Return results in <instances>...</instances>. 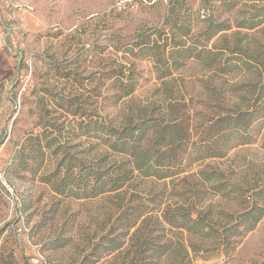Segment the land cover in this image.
Listing matches in <instances>:
<instances>
[{"label":"trees","instance_id":"obj_1","mask_svg":"<svg viewBox=\"0 0 264 264\" xmlns=\"http://www.w3.org/2000/svg\"><path fill=\"white\" fill-rule=\"evenodd\" d=\"M240 1L167 0L160 24L142 28L133 37H110L115 66L106 74L107 92L102 100L92 101L86 118L82 106L74 113L73 132L80 139L74 146L82 145L86 135V149L70 153L69 140L62 143L61 133L45 145L42 132L28 138L33 142L30 157L33 151L35 160H43L48 151L55 155V167L42 171L41 180L58 194L115 198L123 205L114 227L81 261L47 264H93L104 255L110 256L108 264H195L191 251L231 252L264 216V201L257 198L261 190L235 192L231 198L237 203L235 210L206 204L202 196L206 186L224 196L235 190L225 189L220 171L207 169L213 168L211 164L192 169L252 143L255 124L264 116V40L257 36L264 33L259 27L264 23V0H254L251 8L233 16ZM181 9L184 13L177 16ZM145 59L152 60L159 81L146 98H140L137 69ZM191 64L204 79L198 93L207 96L211 107L208 101L204 105L209 112L192 108L196 94L183 73ZM233 72L242 75L244 94L237 102H213L215 76ZM101 109L107 110L106 115L100 114ZM31 171L35 175L36 170ZM143 182L163 187H142L155 195L150 199L138 188ZM167 191L170 197L165 200L161 195Z\"/></svg>","mask_w":264,"mask_h":264},{"label":"rangeland","instance_id":"obj_2","mask_svg":"<svg viewBox=\"0 0 264 264\" xmlns=\"http://www.w3.org/2000/svg\"><path fill=\"white\" fill-rule=\"evenodd\" d=\"M253 2L241 0L231 14L236 16L237 10L251 8ZM166 7L167 0H0L1 263H78L114 227L122 203L103 196L77 199L58 194L41 180L42 171L55 167V155L48 151L43 160H35L33 151L30 157L33 142L28 138L42 132L45 145L61 133L62 143L69 140L66 145L70 153L86 149V135L82 136V145L74 146L80 140L73 132L74 113L82 106V117L86 118L92 112V101L102 100L107 92L106 74L115 66L110 46L114 43L109 38L133 37L142 28L160 24ZM183 13L181 9L176 15ZM257 36L264 40V33L257 32ZM137 70L141 85L137 95L146 98L159 81L152 60H142ZM198 72L195 64L183 70L196 94L192 108L209 112L207 96L198 93L204 83ZM214 79L211 86L217 95L213 102H237L244 94L240 73L217 75ZM204 101L209 102V107ZM99 112L106 115L107 110ZM255 125L252 143L233 148L224 158L193 165L196 170L211 164L213 168L207 169L220 171L225 189L235 190L224 196L206 186L202 194L206 204L211 202L216 209L223 205L234 209L237 203L231 198L235 192L254 194L260 190L263 193L257 198L264 201V116ZM54 143L52 151L56 149ZM31 170H36L35 175ZM62 170L65 173V163ZM151 185L163 187V183L143 182L138 183V188L150 198L155 195L142 187ZM172 187L170 183L169 191ZM169 191L161 197L167 200ZM191 252L195 264H264V216L231 252ZM108 257L104 255L93 264H108Z\"/></svg>","mask_w":264,"mask_h":264}]
</instances>
